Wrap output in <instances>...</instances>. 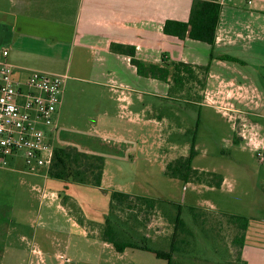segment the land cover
Masks as SVG:
<instances>
[{"label":"rangeland","instance_id":"374dc122","mask_svg":"<svg viewBox=\"0 0 264 264\" xmlns=\"http://www.w3.org/2000/svg\"><path fill=\"white\" fill-rule=\"evenodd\" d=\"M262 41L253 44L254 55L244 56L245 64L234 65L223 73L213 71L215 76L222 75L221 84L210 80L202 89L196 87L192 91L183 90L182 83L170 81L158 94L151 89L132 94L133 105L125 103V108L113 101L110 88L77 76L69 77L55 145L105 158L107 174L112 177L101 187L105 192L89 187L78 189H91L102 202L104 195L112 201L113 190L119 188L151 199L158 213L149 222L159 223L164 230L159 237L148 235L142 230L148 215L113 208L108 213L118 242L168 252L174 220L182 206L184 229L191 236L176 252L174 264H264ZM227 91L229 98L225 97ZM141 109L145 112L138 120L135 113ZM132 116L136 120L131 119L130 124ZM198 118V157L194 166L216 177L209 176L208 181L187 186L167 176L166 168L189 154ZM49 177L47 168L32 172L25 168L22 159L7 168L0 167V264H24L31 251L32 264H87L71 259L68 263L65 257L55 259L62 249L54 252L41 240L32 241V248L28 242L21 245L13 238L6 243V225L12 229L23 225L32 233L44 230L43 195L51 183H60ZM221 179L222 186L217 188L216 181ZM84 198L83 204L89 211L94 201ZM193 207L198 210L193 211ZM97 215L94 212L93 216ZM61 226L66 228L65 224ZM129 253L118 261L115 258L120 256L115 250L104 251L100 264L113 260L115 264H167L150 252L130 249Z\"/></svg>","mask_w":264,"mask_h":264},{"label":"crops","instance_id":"0c3cea01","mask_svg":"<svg viewBox=\"0 0 264 264\" xmlns=\"http://www.w3.org/2000/svg\"><path fill=\"white\" fill-rule=\"evenodd\" d=\"M217 1L222 11L216 41L211 47L188 38L180 40L164 34L167 21L189 20L193 0H0V60L15 68V77L20 81H25L33 72L65 77L61 105L54 118L56 127L69 77L77 76L97 86L110 88L113 101L121 108H125V103L133 105L132 94H142L144 89H151L158 94L162 88L168 87L170 81L175 82L172 75L166 81L158 76L152 78L139 75L131 57L126 55L125 51L129 48L135 49L136 59L146 67L155 66L174 73L173 63L189 65V72L181 74L182 77L178 79L183 90L189 88L193 91L196 87L202 89L210 80H218L221 84L222 75L215 76L213 71L223 73L234 65L245 64L244 56L255 54L253 44L264 40V0ZM112 45L120 46V52L112 50ZM4 53L8 55L4 57ZM203 94L209 97L208 92L203 91ZM229 96L227 91L225 97ZM143 112L145 110L141 109L135 113V118L141 120ZM135 118L132 116L128 123L130 121L132 124L131 119L135 121ZM54 139L55 135L50 141L56 147ZM197 157L198 154L193 161V168L209 172L194 166ZM103 159L101 187L107 179L112 178L107 174L106 159ZM17 161H11L9 166ZM52 180L60 182V185L51 183V188L43 195L45 227L42 233H32V229L23 225L20 229L8 226L6 243L13 238L21 245L28 242L26 244L32 248V241L41 240L54 252L62 249L64 254H56L55 259L65 257L68 263L71 259L78 263L100 264L104 251L110 253L113 249L117 252L103 238L112 211L110 196L104 195L105 200L102 202L99 195L91 193V189H78L94 187ZM117 190L113 191L142 197L128 190ZM84 197L94 201L89 211L83 204ZM179 207L182 214V206ZM191 209L198 210L194 207ZM94 212L98 213V217L93 216ZM157 213L155 210L152 215L145 217L147 224L142 230L148 235L159 237L164 235L163 228L159 223L156 225L149 222L156 218ZM190 236L185 229L180 231L176 238L177 244L185 245ZM130 249L123 253L117 252L120 257L115 260L122 258L123 261L131 255ZM28 259L23 263L32 264V251ZM115 260L107 263L115 264Z\"/></svg>","mask_w":264,"mask_h":264},{"label":"trees","instance_id":"16d2710c","mask_svg":"<svg viewBox=\"0 0 264 264\" xmlns=\"http://www.w3.org/2000/svg\"><path fill=\"white\" fill-rule=\"evenodd\" d=\"M221 11L222 7L217 0H193L189 20L187 22L167 21L164 25V34L177 37L180 40L188 38L213 47L216 41V32L220 22ZM111 49L118 51L121 47L112 45ZM122 52L124 53V51ZM125 52L126 55L131 57V62L136 66L137 73L142 76H149L152 78L158 76L161 80L166 81L169 76L172 75L173 80L178 82V79L182 77L181 74H186L190 70L189 65L183 63H173L174 73H170L167 69H157L155 66L146 67L136 59L135 49L129 48L126 49ZM164 62L167 63L168 61ZM199 126L200 120L198 118L189 154L186 157H180L171 162L166 168L167 176L173 179H179L186 184L192 182L202 183L208 181L209 176L213 178L216 177V175L201 172L193 168V161L198 154L196 150V136ZM103 170L104 159L102 157L89 155L72 147L60 148L56 146L54 147L53 162L48 169V174L52 179L101 188ZM222 183L223 179L218 180V182L216 181V187L220 188ZM111 200L112 209L128 210L129 212L135 211L136 213L138 212L139 215L143 213L148 216L155 212V202L144 197H132L121 192H113ZM179 209L180 207H178L177 216L174 220L173 240L168 252L153 250L144 245L118 242L114 236L115 233L110 217L107 220L103 238L106 242L111 243L119 253H123L128 248L136 249L150 252L154 254L156 258L167 261V264H174V256L180 248L176 238L180 231L183 232L185 228L182 214ZM247 222L244 229L247 228ZM5 228H7V225ZM236 243H238L237 240Z\"/></svg>","mask_w":264,"mask_h":264},{"label":"built area","instance_id":"2783aa9c","mask_svg":"<svg viewBox=\"0 0 264 264\" xmlns=\"http://www.w3.org/2000/svg\"><path fill=\"white\" fill-rule=\"evenodd\" d=\"M8 54L4 53V57ZM65 77L33 72L25 81L0 60V167L22 159L30 171L49 169Z\"/></svg>","mask_w":264,"mask_h":264}]
</instances>
